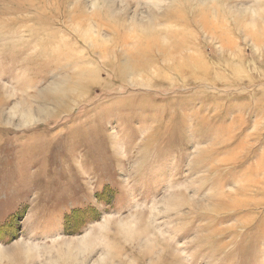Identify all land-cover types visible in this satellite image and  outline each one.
<instances>
[{
  "label": "rangeland",
  "instance_id": "374dc122",
  "mask_svg": "<svg viewBox=\"0 0 264 264\" xmlns=\"http://www.w3.org/2000/svg\"><path fill=\"white\" fill-rule=\"evenodd\" d=\"M0 264H264V0H0Z\"/></svg>",
  "mask_w": 264,
  "mask_h": 264
},
{
  "label": "bare ground",
  "instance_id": "6f19581e",
  "mask_svg": "<svg viewBox=\"0 0 264 264\" xmlns=\"http://www.w3.org/2000/svg\"><path fill=\"white\" fill-rule=\"evenodd\" d=\"M163 48H165L164 46H162ZM161 49V48H160ZM163 51V50H162ZM177 54V53H176ZM143 55V54H142ZM146 56L143 55L142 58L138 57V54L137 53H132V58H131V61L134 63V64H140V62H144Z\"/></svg>",
  "mask_w": 264,
  "mask_h": 264
}]
</instances>
